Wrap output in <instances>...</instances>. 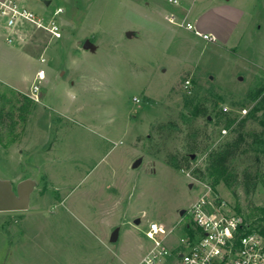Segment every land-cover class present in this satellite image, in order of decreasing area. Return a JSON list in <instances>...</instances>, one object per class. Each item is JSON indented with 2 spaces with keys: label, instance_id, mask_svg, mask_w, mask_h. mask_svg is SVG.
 <instances>
[{
  "label": "rangeland",
  "instance_id": "rangeland-1",
  "mask_svg": "<svg viewBox=\"0 0 264 264\" xmlns=\"http://www.w3.org/2000/svg\"><path fill=\"white\" fill-rule=\"evenodd\" d=\"M45 1L26 4L45 18L64 8L60 39L28 24L9 43L0 20V177L14 188L36 182L28 210L0 212V264H139L153 244L150 222L177 224L201 193L194 170L236 135L216 113L238 121L258 105L264 0H212L200 18L219 33L215 42L170 23L166 0ZM34 84L39 101L24 121L20 94ZM200 105L210 120L192 116ZM257 116L246 130H263L264 111ZM194 137L203 152L190 150ZM191 153L189 167L169 163ZM255 155L235 163L259 174L255 189L217 186L246 218L264 207V155Z\"/></svg>",
  "mask_w": 264,
  "mask_h": 264
},
{
  "label": "built area",
  "instance_id": "built-area-1",
  "mask_svg": "<svg viewBox=\"0 0 264 264\" xmlns=\"http://www.w3.org/2000/svg\"><path fill=\"white\" fill-rule=\"evenodd\" d=\"M189 1L166 0V19L206 41L215 42V35L198 30L190 21V8L185 6ZM63 13L64 8L59 6L51 17L45 18L31 10L26 0H0V20L9 43L15 41L16 35L21 36L20 27L28 24L48 31L54 39H60V16ZM45 77V71L40 69L37 78ZM189 86L190 81L187 80L186 88ZM40 92L41 87L34 84L28 95L39 101ZM200 186L199 197L180 216L177 224L169 226L162 221L150 222L145 234L153 244L139 264H264V236L261 232L250 228L217 187L203 180ZM187 215L188 221L185 220ZM181 226L184 233L175 239V232Z\"/></svg>",
  "mask_w": 264,
  "mask_h": 264
},
{
  "label": "trees",
  "instance_id": "trees-1",
  "mask_svg": "<svg viewBox=\"0 0 264 264\" xmlns=\"http://www.w3.org/2000/svg\"><path fill=\"white\" fill-rule=\"evenodd\" d=\"M25 101L19 106V117L22 120H26L27 115L31 112V106L35 103V100L27 94H20ZM259 102L258 105L253 108L248 115L240 118L232 117L231 113L221 109L216 113V124L221 127L230 128L236 124V135L211 149L206 158L204 165L194 170V174L201 180L211 183L217 187L219 184L236 188L242 182H245L246 187H253L254 189L259 185V174H253L252 166H247L241 171L237 170L235 165L236 161L243 156L255 153V158L258 159L260 154L264 155V128L260 132L256 130H246V125L249 119H258V111H264V88H261L258 92ZM5 106L0 107V125L5 124ZM192 116L194 117H206L209 118V109L204 106H196L192 110ZM264 127V119H259ZM237 122V123H236ZM165 127V125H162ZM160 126V127H162ZM198 137V134L196 135ZM197 137L193 138V143L190 147L192 152H203L200 150L197 142ZM193 159V154H184L181 157L171 158L169 163L177 168H184L183 166H190V160ZM241 179V180H240ZM260 213L253 212L247 218L238 211V213L244 218L245 222L251 229H256L264 236V207L258 208Z\"/></svg>",
  "mask_w": 264,
  "mask_h": 264
},
{
  "label": "water",
  "instance_id": "water-1",
  "mask_svg": "<svg viewBox=\"0 0 264 264\" xmlns=\"http://www.w3.org/2000/svg\"><path fill=\"white\" fill-rule=\"evenodd\" d=\"M45 3L49 5L51 0H46ZM130 36V33L127 34ZM85 48L92 46L90 40L85 42ZM195 155H193L194 157ZM142 159H139L134 166H138ZM36 182L27 178L21 181L17 188L15 189L13 183L9 179H3L0 177V212H16V211H26L30 206V196L34 189ZM193 184H190L192 187ZM186 213V209H181L179 214L183 216ZM135 223H140V219H136ZM119 238V230L116 229L112 235L111 240L113 242L117 241Z\"/></svg>",
  "mask_w": 264,
  "mask_h": 264
},
{
  "label": "crops",
  "instance_id": "crops-1",
  "mask_svg": "<svg viewBox=\"0 0 264 264\" xmlns=\"http://www.w3.org/2000/svg\"><path fill=\"white\" fill-rule=\"evenodd\" d=\"M198 0H191L189 2L185 3L186 7L190 8V21L192 23H194V25H197V29L202 31V32H206V33H212L213 35L216 36V38L218 37L219 33L217 32V30H215L214 28H209L206 25L203 24L202 19L200 18L202 15H204V12H208V10H210L209 8L211 6H209V3L212 0H201L200 2H198L199 4H197ZM232 0H223V7L225 6H229V4H231ZM195 13V15H194ZM192 15L194 17H192ZM194 18V19H193Z\"/></svg>",
  "mask_w": 264,
  "mask_h": 264
},
{
  "label": "flooded vegetation",
  "instance_id": "flooded-vegetation-1",
  "mask_svg": "<svg viewBox=\"0 0 264 264\" xmlns=\"http://www.w3.org/2000/svg\"><path fill=\"white\" fill-rule=\"evenodd\" d=\"M16 189V188H15Z\"/></svg>",
  "mask_w": 264,
  "mask_h": 264
}]
</instances>
